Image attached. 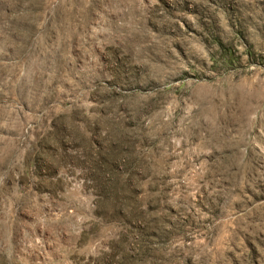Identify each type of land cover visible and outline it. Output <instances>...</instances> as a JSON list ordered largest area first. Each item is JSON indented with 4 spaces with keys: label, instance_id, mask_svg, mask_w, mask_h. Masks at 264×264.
I'll return each instance as SVG.
<instances>
[{
    "label": "rangeland",
    "instance_id": "obj_1",
    "mask_svg": "<svg viewBox=\"0 0 264 264\" xmlns=\"http://www.w3.org/2000/svg\"><path fill=\"white\" fill-rule=\"evenodd\" d=\"M0 264H264V0H0Z\"/></svg>",
    "mask_w": 264,
    "mask_h": 264
}]
</instances>
